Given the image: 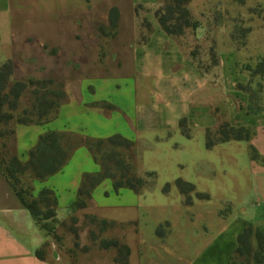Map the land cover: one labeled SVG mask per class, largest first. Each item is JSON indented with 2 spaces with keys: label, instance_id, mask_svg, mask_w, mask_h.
Returning a JSON list of instances; mask_svg holds the SVG:
<instances>
[{
  "label": "crops",
  "instance_id": "crops-1",
  "mask_svg": "<svg viewBox=\"0 0 264 264\" xmlns=\"http://www.w3.org/2000/svg\"><path fill=\"white\" fill-rule=\"evenodd\" d=\"M38 1L42 8L44 1ZM116 1H109L108 6L118 8L121 20L129 15L118 26L120 31H129L125 39H118V34L109 41L102 39L101 28L86 34L81 23L32 27L40 40L49 37L51 30L55 37L61 31L67 40V55L72 57L68 61L100 64L102 57H108L115 65L103 74L77 76L51 121L17 125V157L26 161L29 150L47 131L88 138L119 134L142 145L143 150L150 143L173 142L175 151L187 149L193 155L194 176L190 179L182 173L187 161L175 157L179 177L194 184L197 191H221L216 202L225 205V214L214 213L215 197H211L191 204L195 213L189 217L177 214L156 221L167 222L169 230L163 234L142 231L139 241L131 246L129 264H253L233 262L243 229L252 224L264 231V104L251 98L253 83L245 65L246 51L232 44L225 34L229 27L225 22L213 21L212 15L221 10L219 0H190L188 9L198 25L186 27L177 36L159 24L155 10L161 0ZM53 2L62 15H79L86 5V0H46V10L50 5L53 8ZM138 14L148 21L142 39L139 33L145 27L138 22ZM12 34L11 0H0V46H6ZM195 46L203 56L212 47L216 61L199 65ZM222 125L245 128L249 136L207 146V134ZM202 149L205 154H194ZM98 169L88 147L79 145L57 172L34 180L33 187L52 189L57 216L64 217L77 197L83 175ZM110 190V182H101L93 189L91 202L102 209L139 208L137 196L129 190H121V195L129 197L127 204L109 205L98 199ZM44 241L37 222L0 170V264H53L35 254Z\"/></svg>",
  "mask_w": 264,
  "mask_h": 264
},
{
  "label": "rangeland",
  "instance_id": "rangeland-1",
  "mask_svg": "<svg viewBox=\"0 0 264 264\" xmlns=\"http://www.w3.org/2000/svg\"><path fill=\"white\" fill-rule=\"evenodd\" d=\"M43 1L44 6L40 8L38 0H11L13 34L6 46H0V64L9 62L11 65V74L0 90V161L3 160L6 166L15 171L19 170L18 188L25 198L34 200L39 208L38 226L45 236V257L53 264H124L125 261L129 264L131 246L133 248L139 241L142 231L154 230L163 234L169 230L167 222L155 224L156 221L177 214L189 217L195 213L191 204L211 197H215L214 213L225 214V205H217L220 202H216L222 195L221 191H197L194 184L179 177L180 171L174 165L175 157L187 161L182 173L190 179L194 176L193 155L187 149L175 151L173 142L150 143L143 150L142 145L119 134L114 135L121 138L113 137L109 141L114 135L88 138L78 133L54 131L56 136L47 135V140L34 152L36 157L41 154L45 157H58L64 153L68 159L74 148L86 145L99 165L97 171L83 175L69 213L64 217L57 216L54 191L50 189L53 194L41 195L40 190L45 187L39 190L33 187L34 180L45 178L36 177L41 169L34 170L33 164L24 161L22 166L12 162L13 156L17 154L15 128L24 123L43 124L51 121L67 98L68 87L72 88L76 84L77 76L103 74L111 71L115 64L108 57H102L100 64L89 60L68 61L72 57L67 55V40L61 36V31L55 37L56 32L51 30L49 37L43 36L44 39L40 40L32 27H60L63 22L70 26L81 23L86 34H94L95 28H101L102 39L106 37L109 41L116 34L120 36L118 39L128 38L129 31H120L118 26L123 19L128 20L129 15L122 16L121 20L118 8L108 6L109 1L116 0H86L85 9H81L79 15L59 14L60 6L54 2L51 3L54 4L53 8L50 5L49 10H46V0ZM169 1L161 0L157 9L165 7ZM217 5L221 10L212 15L213 21L225 22L229 26L225 34L229 35L232 44L246 51L245 65L253 83L251 98L253 102L260 100L264 104V0H219ZM135 10L138 12V7ZM190 17L195 20L191 14ZM137 18L145 27L139 33L142 39L148 29V21L142 14H138ZM193 51L198 54L199 65L207 66L216 61L212 47L207 49L205 56L197 46ZM3 57L4 61L1 60ZM19 83H24L25 87L21 88ZM181 126L185 132L183 124ZM219 130L220 126L216 131L208 133L207 140L213 144L220 142ZM194 154L205 153L202 149V153L195 151ZM39 160L42 158L34 161ZM105 181L110 182L111 190L105 191V198L101 196L99 200L103 199L107 204L115 206L127 204L129 197L121 195V190H129L137 196L139 208L135 210L120 206L102 209L92 203L93 189ZM134 216L137 220L125 221ZM241 260L264 264V251L260 254L257 244L252 241L250 251L235 254L233 262Z\"/></svg>",
  "mask_w": 264,
  "mask_h": 264
},
{
  "label": "trees",
  "instance_id": "trees-1",
  "mask_svg": "<svg viewBox=\"0 0 264 264\" xmlns=\"http://www.w3.org/2000/svg\"><path fill=\"white\" fill-rule=\"evenodd\" d=\"M190 0H170L166 3L165 7L156 10V16L161 25L162 29L170 35L177 36L180 35L186 27L196 28L198 22L192 20L187 8V3ZM182 7V8H181ZM177 15L176 17L174 15ZM11 74V65L9 62H4L0 64V90L4 88L5 83L8 80V77ZM21 88H24V83H19ZM21 91V90H20ZM46 122V121H45ZM26 124V123H24ZM225 129V131H221ZM56 136L54 131H47L41 134L36 142V144L29 150L28 152V159L24 161L27 164H33L32 167L35 168L34 170L41 169L39 174H36L37 178H44L48 175H51L58 171L63 164L67 160V154H62L58 157H45L44 154L39 155L36 157L34 152L38 150V147L47 140V135ZM220 138L219 141L223 142L229 139H246L249 136V132L245 128H234L227 125L220 126L219 130ZM113 137L121 138L119 135H114L109 138V141H112ZM213 142L207 140V145H212ZM42 158V160H38V158ZM12 162L15 165L22 166V162L17 155L13 156ZM24 163V164H25ZM0 170L5 175L7 182L12 187L13 191L15 192L16 196L18 197L19 201L25 206L37 222L39 223V208L37 207L36 202L33 200H28L22 193V190L18 188V179L17 173L19 170L15 171L12 167L6 166L4 161H0ZM40 194H53V191L48 188H43L40 190ZM53 213V212H52ZM52 215V214H51ZM48 217V216H46ZM45 217V218H46ZM252 241L257 244V248L259 253H263L264 251V231L262 228H254L252 224H248L243 231L238 235V246L235 250L236 254H241L243 251L248 253L250 251V246ZM46 245L45 243L39 247L35 254L39 259H45L43 246ZM126 264V261L124 262Z\"/></svg>",
  "mask_w": 264,
  "mask_h": 264
}]
</instances>
